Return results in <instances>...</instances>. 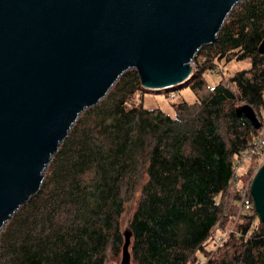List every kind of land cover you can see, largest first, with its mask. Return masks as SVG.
Segmentation results:
<instances>
[{
  "label": "trees",
  "instance_id": "obj_1",
  "mask_svg": "<svg viewBox=\"0 0 264 264\" xmlns=\"http://www.w3.org/2000/svg\"><path fill=\"white\" fill-rule=\"evenodd\" d=\"M263 42L264 0L237 4L178 85L197 100L174 103V117L136 104L147 88L137 69L124 71L112 93L73 121L40 189L6 221L0 264H108L110 251L123 256L127 230L131 264H197L199 252L205 264H264V220L241 206L244 186L233 182L264 130ZM246 59L250 68L208 88L218 62ZM246 104L261 128L238 114ZM257 155L241 182L264 162ZM130 201L135 209L123 227ZM227 230L218 246L215 235Z\"/></svg>",
  "mask_w": 264,
  "mask_h": 264
},
{
  "label": "water",
  "instance_id": "obj_2",
  "mask_svg": "<svg viewBox=\"0 0 264 264\" xmlns=\"http://www.w3.org/2000/svg\"><path fill=\"white\" fill-rule=\"evenodd\" d=\"M243 1L0 0V232L44 183L73 121L124 71L145 88L177 87ZM238 114L262 127L250 105ZM251 192L264 220V163ZM131 236L120 264H131Z\"/></svg>",
  "mask_w": 264,
  "mask_h": 264
},
{
  "label": "rangeland",
  "instance_id": "obj_3",
  "mask_svg": "<svg viewBox=\"0 0 264 264\" xmlns=\"http://www.w3.org/2000/svg\"><path fill=\"white\" fill-rule=\"evenodd\" d=\"M251 65H252L251 59H246L241 61L232 60L228 63H226L225 61L218 62V69L222 68L221 72H216V73L208 72L206 74V79L209 83L208 88L215 86L222 78L224 79L229 78L230 75L234 74L235 72L243 69H248L251 67ZM193 68H195V62L193 63ZM196 68H198L197 63H196ZM178 88L180 89V87L178 86L172 88L171 90L173 91H170V89L154 90L147 88L146 92H144L143 90L138 92V94L135 96V102L136 104H140L144 102L145 107L149 109L161 108L165 113L174 117L176 115L174 103H179L183 99L189 102H195L197 100V97L191 88H183L181 90H177ZM261 161H264V159H262ZM263 163L264 162H260L259 164L256 165L253 176L250 179H248L249 181L247 180L248 182L244 180V178L242 179V182H247L246 184H243L241 180H240V184L243 186L250 185L249 187L251 188L253 179L256 173L259 171V169L263 166ZM248 165H249L248 161L243 164L241 169L242 174L243 173L246 174V171L250 167ZM135 204L136 201L135 202L130 201L128 203L127 210L123 215V227L128 225L132 217L133 211L135 209ZM211 246L212 245L210 244V247ZM199 257L200 260H205L204 254L201 252H199ZM121 260H122V254H120V256H116V255L114 256L110 251L107 256L108 264H120Z\"/></svg>",
  "mask_w": 264,
  "mask_h": 264
},
{
  "label": "built area",
  "instance_id": "obj_4",
  "mask_svg": "<svg viewBox=\"0 0 264 264\" xmlns=\"http://www.w3.org/2000/svg\"><path fill=\"white\" fill-rule=\"evenodd\" d=\"M195 62V68H193L192 73L197 69L196 68V61H192V65ZM261 116L262 118H264V111L261 112ZM254 153H257L259 160L264 159V130L262 131V135L260 136V138L258 139L257 143L253 146H251L249 149H247L245 151V153L243 154V160L238 164L237 167V176L233 179V182L238 183L240 182V175L241 173V169L240 166L243 165L245 162L249 161L252 157V155ZM250 185H246L244 187H242L241 189V193H242V198H241V206L247 210V211H251L253 209H255L254 206V200L252 198L251 195V188L249 187ZM231 230H227L226 232H220L217 233L216 236V243L218 246H220L221 244H223L226 240V237L228 235V233ZM207 261V258H205V260H199V264H205Z\"/></svg>",
  "mask_w": 264,
  "mask_h": 264
}]
</instances>
